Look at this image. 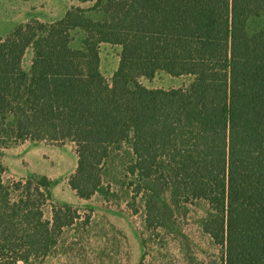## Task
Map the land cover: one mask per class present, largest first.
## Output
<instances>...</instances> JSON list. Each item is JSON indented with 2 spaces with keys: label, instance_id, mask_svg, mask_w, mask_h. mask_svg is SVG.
Segmentation results:
<instances>
[{
  "label": "trees",
  "instance_id": "obj_1",
  "mask_svg": "<svg viewBox=\"0 0 264 264\" xmlns=\"http://www.w3.org/2000/svg\"><path fill=\"white\" fill-rule=\"evenodd\" d=\"M79 1L93 6L0 38V264L43 263L79 219L68 206L44 218L46 177L4 181L3 150L24 141L73 143L68 184L83 200L126 146L149 228L170 210L167 193L173 204L202 200V232L224 248V264H264V0ZM102 44L121 48L110 83ZM158 72L191 82L167 91L139 82Z\"/></svg>",
  "mask_w": 264,
  "mask_h": 264
},
{
  "label": "rangeland",
  "instance_id": "obj_2",
  "mask_svg": "<svg viewBox=\"0 0 264 264\" xmlns=\"http://www.w3.org/2000/svg\"><path fill=\"white\" fill-rule=\"evenodd\" d=\"M26 6L24 0H0V35L16 27L15 14ZM84 36L73 34L71 47L79 49ZM121 48L102 44L99 48L100 72L110 83L119 65ZM32 50L23 57L22 70L29 72ZM148 90L167 91L187 87L190 77L173 78L158 72L152 79L139 81ZM129 150L111 153L99 167L101 190L89 200L77 197L69 179L77 167L75 145L24 141L6 146L2 163L4 181L46 177L50 181V201L43 207L46 220L52 207L73 208L79 219L64 231L56 254L40 264H224V248L216 246L201 229L209 208L205 201H170L162 210L160 224L149 228L144 203L134 196L133 179L127 174Z\"/></svg>",
  "mask_w": 264,
  "mask_h": 264
},
{
  "label": "crops",
  "instance_id": "obj_3",
  "mask_svg": "<svg viewBox=\"0 0 264 264\" xmlns=\"http://www.w3.org/2000/svg\"><path fill=\"white\" fill-rule=\"evenodd\" d=\"M24 1L26 3V6L15 14L16 16L15 23L17 24L16 27L34 21L42 24H53L61 20L71 8L89 9L93 6L92 2L83 3L79 0H24ZM0 38L3 37L0 35ZM32 57H33V52L31 56V60Z\"/></svg>",
  "mask_w": 264,
  "mask_h": 264
}]
</instances>
